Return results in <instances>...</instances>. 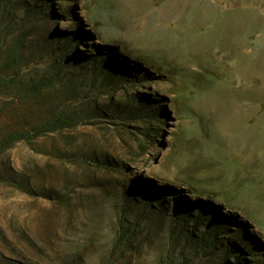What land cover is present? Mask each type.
<instances>
[{
  "label": "rangeland",
  "instance_id": "rangeland-1",
  "mask_svg": "<svg viewBox=\"0 0 264 264\" xmlns=\"http://www.w3.org/2000/svg\"><path fill=\"white\" fill-rule=\"evenodd\" d=\"M0 264H264V0H0Z\"/></svg>",
  "mask_w": 264,
  "mask_h": 264
},
{
  "label": "trees",
  "instance_id": "trees-1",
  "mask_svg": "<svg viewBox=\"0 0 264 264\" xmlns=\"http://www.w3.org/2000/svg\"><path fill=\"white\" fill-rule=\"evenodd\" d=\"M53 123H51L52 126H61L65 123L64 118L62 116H57L52 119ZM26 136L21 132H12L10 133L6 138L4 143H9L6 145L7 147L11 146L15 142H19L22 140H25Z\"/></svg>",
  "mask_w": 264,
  "mask_h": 264
},
{
  "label": "bare ground",
  "instance_id": "bare-ground-1",
  "mask_svg": "<svg viewBox=\"0 0 264 264\" xmlns=\"http://www.w3.org/2000/svg\"><path fill=\"white\" fill-rule=\"evenodd\" d=\"M148 178H150V179H151V178L155 179L153 176H150V175L148 176ZM156 180H157L158 182H161L159 179H156Z\"/></svg>",
  "mask_w": 264,
  "mask_h": 264
}]
</instances>
